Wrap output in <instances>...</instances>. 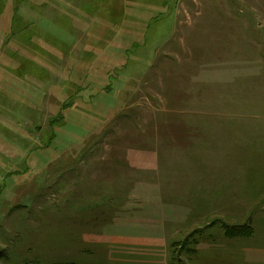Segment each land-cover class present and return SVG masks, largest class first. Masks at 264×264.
Wrapping results in <instances>:
<instances>
[{
    "label": "rangeland",
    "instance_id": "1",
    "mask_svg": "<svg viewBox=\"0 0 264 264\" xmlns=\"http://www.w3.org/2000/svg\"><path fill=\"white\" fill-rule=\"evenodd\" d=\"M0 264H264V0H0Z\"/></svg>",
    "mask_w": 264,
    "mask_h": 264
}]
</instances>
